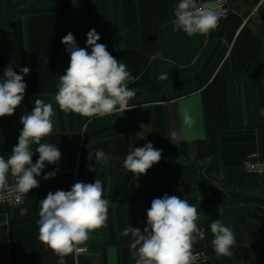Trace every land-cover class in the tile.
<instances>
[{"label": "crops", "instance_id": "crops-1", "mask_svg": "<svg viewBox=\"0 0 264 264\" xmlns=\"http://www.w3.org/2000/svg\"><path fill=\"white\" fill-rule=\"evenodd\" d=\"M177 3L0 0V82L8 67L20 75L23 67L30 68L23 102L12 116L0 118V156L12 153L21 116L32 112L35 99L51 103L54 113L53 130L41 142L61 152L58 163L45 162L39 187L27 193L23 205L0 208V264H57L58 256L38 238L40 200L50 191H69L76 182L96 179L110 201L107 221L89 233L84 245L90 251L80 264H133L132 238L121 233L129 224L143 231L152 200L165 194L197 208L205 238L193 249L206 250V264H264V176L242 168L249 154L264 157V0H229L232 11L218 28L193 36L175 23ZM91 29L101 37L97 43L127 66L135 96L126 112L86 124L83 116L62 111L55 96L70 63L62 38L71 32L90 53ZM162 74L167 79H159ZM149 142L162 158L146 174L134 175L123 162ZM32 147L34 164L39 153ZM97 150L107 159L96 160ZM53 171L54 178H43ZM9 183L14 184L11 176ZM21 208L28 209L26 216ZM214 220L235 233L230 256L213 249ZM74 256L68 255L66 264Z\"/></svg>", "mask_w": 264, "mask_h": 264}, {"label": "clouds", "instance_id": "clouds-1", "mask_svg": "<svg viewBox=\"0 0 264 264\" xmlns=\"http://www.w3.org/2000/svg\"><path fill=\"white\" fill-rule=\"evenodd\" d=\"M175 23L188 35H208L219 26L220 15L216 3L208 0H179L174 7ZM101 39L95 29L87 33V48L78 46L74 35L69 32L61 43L70 53V63L64 75L59 76L56 103L62 111L79 114L83 117H104L129 109L128 101L135 96L126 81L134 79L125 64L120 63L107 50L106 45L97 43ZM17 74L11 67L5 69L0 82V118L12 116L24 100L26 84L24 76L29 67ZM159 79H167L162 74ZM34 108L20 119L22 130L18 143L5 159L0 156V192L14 191L26 195L39 187V177L45 162L56 164L61 159L60 150L53 144L41 142L53 130V107L42 99H35ZM264 115V110L261 111ZM186 123L191 116L184 114ZM143 128L144 126L141 125ZM33 145L39 153L33 164ZM96 160L107 159L103 150L95 152ZM162 158L161 150L151 142L143 147H135L123 162V167L134 175H143ZM91 160V153L89 154ZM58 171V169H57ZM89 171L95 167L89 166ZM9 176L14 184L9 183ZM56 172H49L44 179L54 178ZM22 200L18 196L17 203ZM110 201L103 198L102 181L93 183L76 182L69 191L49 192L40 200L39 240L58 256L57 264H66V257L82 253V247L89 233L105 225ZM27 208L20 209L26 216ZM199 215L194 205L175 195L165 194L154 198L147 210V227L141 231L130 224L122 231V236L132 238L130 247L135 250V264H195L197 255L194 244L205 238V229L198 226ZM213 234L212 246L219 256H230L236 243L234 231L220 220L210 224Z\"/></svg>", "mask_w": 264, "mask_h": 264}, {"label": "built area", "instance_id": "built-area-1", "mask_svg": "<svg viewBox=\"0 0 264 264\" xmlns=\"http://www.w3.org/2000/svg\"><path fill=\"white\" fill-rule=\"evenodd\" d=\"M208 2V0H202L198 3H205ZM214 3L217 5V10L220 15V20L227 17L231 11L232 8L230 6L229 0H213ZM128 87H129V81H126ZM128 107L129 109L132 107L131 99L128 101ZM128 110V109H127ZM125 110L124 112H126ZM123 111L118 112L117 114L124 113ZM115 115V114H113ZM98 117L88 118L84 117L86 124L92 122ZM242 168L246 174L249 175H258V176H264V157H261L257 153L249 154L242 162ZM20 197L22 202L17 203V197ZM27 194H19L14 191H3L0 192V208L6 207V206H16V205H23L26 202ZM3 223V214L0 212V226ZM86 250L82 253H74V262L72 264H80V259L82 256H85L89 253L90 247L87 245H82ZM194 254L197 255V260L195 264H206L208 261L207 252L204 248L198 247L193 249ZM135 264V260L133 262Z\"/></svg>", "mask_w": 264, "mask_h": 264}, {"label": "water", "instance_id": "water-1", "mask_svg": "<svg viewBox=\"0 0 264 264\" xmlns=\"http://www.w3.org/2000/svg\"><path fill=\"white\" fill-rule=\"evenodd\" d=\"M174 165L175 167L173 168L175 171H178L179 173L182 172V169L178 168L176 165H177V162H174Z\"/></svg>", "mask_w": 264, "mask_h": 264}]
</instances>
